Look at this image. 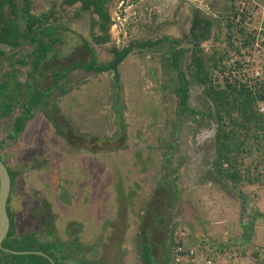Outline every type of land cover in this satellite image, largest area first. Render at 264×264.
<instances>
[{"label":"rangeland","instance_id":"obj_1","mask_svg":"<svg viewBox=\"0 0 264 264\" xmlns=\"http://www.w3.org/2000/svg\"><path fill=\"white\" fill-rule=\"evenodd\" d=\"M205 8L208 12L204 16L214 21V30L212 39L203 47L204 54L198 55L206 57L218 51L215 52L217 56L228 51L232 75L253 83L264 81V0H208ZM84 35L91 43L94 42L88 31ZM78 39L80 38L77 37V41ZM143 40L144 36L140 35L138 38L129 33L126 44ZM113 44L109 47H113ZM109 47L103 48L105 52L97 56L98 62L111 58ZM61 49L58 59L54 60L60 61L64 57L68 45H62ZM134 51L137 54L124 59L120 67L123 113L113 105L115 97L112 96L116 90L112 86L113 74L109 72L93 73L91 76L85 74L83 80L70 92L62 95V101L58 103L63 113L58 121L68 129V135H72L75 141L80 139L76 135H86L89 138L110 137L117 129L121 133L125 121L127 147L92 153L88 148L73 147L63 137L55 134L57 139L50 141L53 149L40 150L41 153L36 158L31 149L37 146L34 139L31 140L32 147L26 146L28 151H19L24 158L33 157L32 160H26L29 164L38 162L37 166L29 172V176L24 174L21 180L18 176L13 192L17 196L13 202V212L18 232L29 242L32 234L33 237L45 236L49 240L50 237L57 236L56 238L67 242L73 237L67 232V228H70L72 232L79 230L81 238H87L86 243L88 240L91 242L98 230L79 229L77 224L80 223L75 219L103 222L109 216L108 219L114 220L120 208L123 209L117 194L120 183L123 190L131 195L129 206L125 209L129 227L122 241L123 253L119 259L121 264H145L138 246V238L144 241L140 226H145L144 222L146 223L145 217L141 215L147 201L154 195L158 182L169 184V180L172 181L171 186L177 188L176 198L172 200L173 206L169 211L170 220H158L154 224L155 228L158 224H164L163 230H155L159 238L156 259L161 264L165 260L162 238L169 227L174 229V244L181 241L196 245L205 236L226 235L227 229L217 230L218 232L206 229V233L201 231L203 221L213 223L219 218L218 213L213 211L216 209L214 205L222 204L227 207L222 218L230 221L228 229L233 231L234 236H243L244 230L240 227L243 222L251 225L248 235L259 232V227L264 224V138L259 142L262 152L256 151L258 142L250 139L252 153H243L239 158L238 168L241 173H248L258 179L252 183H234L219 177L212 166L216 158L215 120L207 117L197 126L192 117L200 120V115L187 112L179 117V97L175 92L178 80H174L172 86L162 80V74L159 76L156 69L158 59L155 55L151 58L152 49L148 51L137 47ZM86 54L84 52L81 58L86 59ZM184 56L183 71L187 65H194V54L187 53ZM148 58L150 66L146 64ZM207 63L212 79L218 77V82L224 84L227 73L220 72L211 59ZM125 65H134L136 69L128 72L124 69ZM257 69L261 72L260 76H255ZM188 73L191 79L190 71ZM164 83L166 87H163ZM189 105L202 112H207L212 105L205 86L199 82L190 85ZM259 106L264 107V102H259ZM48 134L53 136L52 132ZM36 138L45 139L38 136ZM35 153L37 155L38 151ZM12 167V174L24 169L23 164ZM214 177L220 179L214 181ZM41 200H44V204H41ZM39 215H44L43 220ZM50 222L52 227L47 225ZM107 227L100 242L102 246L96 247L98 253L104 250L103 243H108L112 234V226L107 224ZM53 228L57 235L53 234ZM33 237L31 239H35ZM243 254L245 256V252Z\"/></svg>","mask_w":264,"mask_h":264},{"label":"trees","instance_id":"obj_2","mask_svg":"<svg viewBox=\"0 0 264 264\" xmlns=\"http://www.w3.org/2000/svg\"><path fill=\"white\" fill-rule=\"evenodd\" d=\"M81 2L80 11H89L92 15V28H98L99 33L92 31L93 40L95 43H106L110 41L111 35L109 33L112 25V16L110 9L112 7V0H62L61 6H72ZM94 15L97 17L95 18ZM60 16L57 15L56 3L52 8L44 13L35 14L32 12V0H0V61L6 53L4 45L14 48H21L26 42L33 45V50L27 55V58L33 57L32 68L38 69L42 63L46 62L50 52L55 51L54 57L57 58L60 53L56 50V45H64L66 39L63 34L64 26L59 21ZM202 23V24H201ZM202 26V36L207 38L210 33L212 21L209 19L195 20L193 28ZM193 29V30H194ZM81 37L75 31L68 28V32ZM166 38H161L155 41H141L130 42L123 47L114 46L111 51L113 57L110 61L105 63H97V61L90 57L89 60H77L75 63L66 64L63 67L58 65L53 68V82L56 89L62 88L65 92L66 84L61 83L69 74L76 68H84L85 70H94L96 73H103L106 71H113L112 86L116 90L112 97L113 105L117 107V102L122 99V85L121 74L119 72V65L133 50L134 47L147 48L152 47ZM88 53H93L92 48L88 45V41L83 38ZM264 45V41H262ZM18 49V50H19ZM19 50V51H20ZM16 54L12 55L13 57ZM12 58V57H11ZM229 52L226 51L221 55L215 56L197 55L195 57V64L193 69H190L192 78L185 79L184 73L181 72V65L179 57L174 58V67L179 70L178 85L175 92L179 97L178 100V116H183L186 112L193 115H200V120L192 117L193 121L198 124L205 118H213L217 123V130L215 134L216 140V158L212 162L214 171L217 172L221 178L229 179L234 183L247 181L254 182L257 177H251L248 173H241L239 166V158L242 154H251L253 145L250 139L258 142L256 148L257 152L261 151L259 142L264 138V111L260 110L259 102H264V81L260 83H253L248 79H241L232 75L233 68L229 66ZM214 61L220 72L225 74V83L218 82V77L212 79V73L208 69L207 60ZM13 62V58L10 63ZM27 60L22 58L13 63L24 64ZM7 79L0 83V118H4L11 114V112L20 104L22 114L16 118L14 123V135L17 137L24 131L27 120L33 115L35 106L45 103V98L52 95V88L49 90H42L38 87H32L33 90L26 93V100L23 103L22 94L23 83L17 81L16 76L12 73L7 75ZM15 82L14 86L12 83ZM193 82H199L205 86V92L209 99L212 100V105L209 106L207 112L196 110L189 105V91L190 85ZM12 86V87H11ZM31 88V86H29ZM25 94V93H24ZM124 119V118H123ZM57 123V122H56ZM124 131L121 133L115 132L110 137H98L86 135L77 136L79 140L75 141L72 135H68V129L60 122L57 123V132L64 136L68 142L76 147H82L86 142L94 152L100 151H116L127 147V124L123 122ZM77 142V143H76ZM175 170V169H173ZM12 184L15 179V173L10 172ZM219 177H214L213 180H219ZM169 184L159 181L157 187L154 189L152 195L147 201L145 210L141 217H145V226H140L142 230L141 238H138V246L140 248V255L145 264H161L156 258V248L159 243L158 235L155 230H163L164 224L155 228L154 224L158 220L169 221V211L173 206V199L176 198L177 188ZM225 187V185H222ZM118 199L120 206L123 208L119 210L117 217L114 220L106 219V224L114 227L112 234L109 237L108 243H103L104 253L98 257L96 247L102 245L100 240L98 244L88 245L80 241L79 230L72 232L67 228L69 236H74L70 241H62L52 236L48 238H41L39 235L29 236V241L24 240V236L17 231V222L15 215L9 209L10 230L6 239L3 241V248H0V264H69L74 259H78L77 264H121L119 256L123 253L122 241L128 229V218L126 208L129 206V199L131 193H126L121 184L117 186ZM44 204V200H41ZM9 208V207H8ZM51 214V213H50ZM48 214V216L50 215ZM43 220L44 215H39ZM53 217V216H52ZM54 221V220H53ZM54 223V222H53ZM75 223V222H74ZM50 224V225H49ZM77 224V223H75ZM74 224V225H75ZM52 227L51 222L47 223ZM166 227L168 226L165 224ZM244 229V238H248L250 225L245 222L242 223ZM79 225L77 224V227ZM168 228V227H167ZM106 229L104 225L103 231ZM53 234L57 232L53 228ZM161 236V235H160ZM174 229L169 227L162 238V245L164 246V263L170 264L171 253L173 247ZM39 239V240H38ZM12 251H17L14 253ZM25 251H29L26 252ZM36 251H41L37 253ZM24 252V253H19ZM159 254V253H158ZM168 257V258H167Z\"/></svg>","mask_w":264,"mask_h":264},{"label":"crops","instance_id":"obj_3","mask_svg":"<svg viewBox=\"0 0 264 264\" xmlns=\"http://www.w3.org/2000/svg\"><path fill=\"white\" fill-rule=\"evenodd\" d=\"M120 1L121 0H112L113 3L110 9L111 15H113L114 13L113 6L115 7V5L118 4ZM130 1L135 4V7L139 15L138 17L139 20L136 23L130 25L128 33L138 38L140 37V35L144 36L143 41L146 40L155 41L161 38H166L165 40L160 41V43L152 47L138 48V49H143V50L145 49L148 51L150 49L153 50L151 53V58H154L153 56L155 55L156 59H158V66L156 69L159 71V76H161L162 74V80L166 82L168 85L172 86V82L174 80H178V76H179V70L174 67L175 56L179 57V60H181L180 70L181 72L184 73L185 79L189 80L188 71H190L189 69L192 70L193 66L192 64L191 66L187 65L186 66L187 68L185 69L186 72L183 71L182 65L183 64L185 65V63H183V59L185 57L184 54L185 55L187 53L194 54V57L192 59H195V57L199 53L204 54L203 47L206 46L208 41L212 39V34L214 30V25H213L214 21L211 18L204 16L208 12L207 9L205 8L208 4V0H143V1L130 0ZM230 1L231 0H229V2ZM56 2L57 0L56 1L32 0V12L35 14L47 12ZM232 4L234 3L232 2ZM80 7H81L80 2L70 7H66V6L60 7L59 16L63 17L62 20L65 19L67 20L66 23L68 24L69 29H71V31L72 30L75 31L76 33L81 35L82 39L83 38L86 39V36L84 35L85 31L86 32L88 31L92 35V31L98 34L99 30L98 28H94V29L92 28L91 13L89 11L87 12L80 11ZM233 7L234 5H232V8ZM94 17L96 18L97 16L94 15ZM197 17L198 19L207 18L212 21L211 30L207 38L202 36V31H203L202 26L196 27L195 29L193 28ZM82 39L80 38L77 41V36L71 33V36L68 37L66 40L68 45V50L65 52L64 57L60 58L59 59L60 61H56L53 58L55 51L50 52L49 56L46 59V62L42 63L40 67L36 70H34L31 65L34 58L33 57L27 58L28 53L33 50L32 44L26 42L24 46L21 48V50L19 48L11 49V47L4 45V49L6 53L4 54V56L0 61V83L8 78L7 75L9 73L11 74L13 73L16 76L17 81L23 83V92L25 93V94L23 93L21 96L23 103L27 98L26 93L33 90L32 87H38L41 88L42 90H49L50 88H52L53 90L52 95L47 96L45 98V103L35 106L33 110V115L27 120L24 131L17 137L16 140L13 138L14 123L16 121V118L22 114V109L20 107V104L16 106V108L11 112L10 115L4 118H0V158L7 164L9 168V172H11L10 168L12 166H13L12 168H16L20 164L21 165L23 164L24 166L23 171L19 173L15 172V179L12 184L10 196L8 198L7 210L9 211L10 209V211L13 214H14L13 202L16 201L17 199V196L13 194L15 180L18 178V176L20 178L19 180H21L22 175L24 174H26V176H29L30 175L29 172L32 171L34 167L37 166L38 163V162H34L29 164L28 160L30 158L32 160L33 157H30L29 159L28 157L24 158L23 157L24 155H22L19 150L28 151L26 146L32 147L31 140L34 139L37 148H32L31 151L33 152V155L35 154L36 158H38V155L46 148L49 150L53 149V145H50V141L53 139H57L55 134L63 137L68 142V140L64 136L60 135L56 129V125L59 122L58 118L61 116L63 117V115H61L63 113L60 110L59 108L60 106L58 103L62 101L61 99L62 95H65L68 92H70L72 88H75V86L78 85V82L80 83L83 80L82 77L85 76V74L91 76L93 75V73H96L94 70L87 71L81 67L76 68L63 81V84H66L63 86L65 87L64 88L65 92L63 93L62 88L56 89L55 87H53L54 86V82L52 78L53 68L57 65L63 67L66 64L75 63L77 60L88 61L90 57L94 58L97 61L98 58L97 56L102 52H105V49L103 48H107L110 45V43H95V42L91 43L88 39H86V41H88V45L92 48L93 51V53H88L84 45V42L83 41L81 42ZM91 39H93V36ZM57 46H56L57 48L56 50L58 52L61 51L62 50L61 46L60 45L59 47ZM112 48L113 47L108 48L111 54H112L111 51ZM134 49H137V47H134L133 50L128 54V56H132L134 53L137 54L136 53L137 51H134ZM61 52L59 53L61 54ZM84 52L87 53L86 59L84 57L81 58L84 55ZM215 52L217 53L218 51L212 52L211 55L215 54ZM14 54L16 55L13 57L12 55ZM11 57L13 58V62L22 58L26 59L27 62L24 64L13 63V62L10 63L12 60ZM112 57L113 54L111 55L110 59L105 60L103 62L97 61V63L108 62L112 59ZM149 58L147 61L148 63H146L147 65L151 64L149 63L150 60ZM193 63L195 64V60ZM121 64L119 65L120 74L122 73V68L120 69ZM124 69L128 70L129 72L135 70L136 67L134 65L133 67H130L129 65H125ZM107 72L113 74L112 78L114 77L115 73L113 71L110 70L103 73H107ZM96 74H101V73H96ZM14 84L15 82L12 83V86H14ZM162 85L163 87L167 86L165 83ZM29 86H31V88ZM117 103H118L117 108L120 109L123 113V108H124L123 95L121 101ZM123 131L124 128L122 132ZM49 132L53 133L52 137H50V135L48 134ZM116 132H118V129L116 130ZM30 133H34V134L29 135ZM44 134L45 136H43ZM36 136L44 137L45 139L42 140L41 138H39L38 140ZM68 144L70 143L68 142ZM86 144L87 143L85 142L82 147H79V149L88 148L89 144L87 146ZM72 146L78 148L74 145ZM88 149L92 153H99L92 151L90 148ZM35 151H38L37 155ZM214 206L216 209H213V211H216L215 213H218L219 218L217 219V221L215 219L213 223L209 222L208 220L203 221L201 223V231L202 233L203 231L206 233L207 231L206 229H213L215 231L217 230L219 231L221 229L223 230L227 229L226 230L227 233L225 232L226 235L224 237H220V236L213 237V235H211V237L205 236L203 237V239L200 238L201 241L198 244L206 240L217 248L216 251L218 252H215L213 253L214 255H212L214 259L219 261L217 262V264H234L233 258H230V253H232V251L235 248L238 249L237 252L239 255L235 264H264V259H262L261 256V251L264 249V224H262L259 227V232L257 231L255 233L253 232L250 233L247 239L244 238V234L243 236L239 234H237V236H234L233 231L228 229L230 228L229 227L230 221L228 219L222 218V216L225 215L223 213L226 212L227 207L226 206L223 207L222 204H218L217 206L216 205ZM229 213H231V211H229ZM261 216L263 217V215ZM108 217L109 216L104 218L103 222L99 220L96 222H90L85 219L84 220L75 219V221H78L80 223V225L78 226L79 229L82 228L84 229V231H88L91 229L98 230L95 239L93 241L89 242L88 240L87 241L88 243H86L85 239L87 238H81V234L79 235L80 241L85 242L86 244L91 246L94 244H98L99 243L98 241L102 240L103 232L108 230L107 224L105 223ZM104 225L106 226V229L103 231ZM240 227H243V225L240 224ZM112 230H114L113 226H112ZM43 238H45V236H43ZM72 238H74V236ZM186 245L195 246L194 244L192 245L186 244ZM243 252H245V256ZM103 253L104 250H102V252L100 251V253H98V257L103 255ZM73 263L74 264L78 263L77 257L76 259H74ZM69 264H72V261H70Z\"/></svg>","mask_w":264,"mask_h":264},{"label":"built area","instance_id":"obj_4","mask_svg":"<svg viewBox=\"0 0 264 264\" xmlns=\"http://www.w3.org/2000/svg\"><path fill=\"white\" fill-rule=\"evenodd\" d=\"M143 1V0H140ZM112 16V25L110 27L113 34V40L117 47H123L126 44L128 37V30L130 25L136 23L139 15L135 4L130 0H121L115 5L114 13ZM264 38V37H263ZM260 70L255 71V76H260ZM264 111V107H260ZM217 248L204 240L195 246H187L185 243L179 241L172 247L170 264H217L216 259L212 255ZM238 249L235 248L230 253V258H233V263L238 259ZM262 259H264V249L261 251Z\"/></svg>","mask_w":264,"mask_h":264},{"label":"water","instance_id":"obj_5","mask_svg":"<svg viewBox=\"0 0 264 264\" xmlns=\"http://www.w3.org/2000/svg\"><path fill=\"white\" fill-rule=\"evenodd\" d=\"M197 6V5H196ZM12 179L7 164L0 158V248H3V241L6 239L10 230V218L8 215L7 205L11 193ZM7 250V249H5ZM17 253V251H12ZM29 252V251H25ZM41 253L40 251H36ZM24 253V252H19Z\"/></svg>","mask_w":264,"mask_h":264},{"label":"flooded vegetation","instance_id":"obj_6","mask_svg":"<svg viewBox=\"0 0 264 264\" xmlns=\"http://www.w3.org/2000/svg\"><path fill=\"white\" fill-rule=\"evenodd\" d=\"M61 2H62V0H57V2H56V6H57V15H59V10H60V7H63V6H61ZM81 3V2H80ZM66 7H70V6H66ZM52 8V7H51ZM50 8V9H51ZM49 9V10H50ZM48 10V11H49ZM87 12V11H86ZM65 17V16H64ZM62 16H60V19H59V21H61L62 23H63V25H65L64 26V29H63V34H64V37H65V39L67 40V38L68 37H70L71 36V33H70V31L68 32V28H69V26H68V24L66 23L67 22V20L65 19V20H62ZM109 33H110V35H111V38H110V41H108V42H106V43H110V45L112 44V43H114L113 44V47L114 46H116L115 45V42H114V40H113V34L111 33V30H109ZM65 47L67 46V41L65 42ZM57 46V45H56ZM64 47V46H63ZM73 72V71H72ZM208 111V110H207ZM187 113V112H186ZM215 120V119H214ZM201 123H203V121L201 120L198 124H197V126L198 125H200ZM217 124V123H216ZM216 130H217V126H216ZM215 134H216V132H215Z\"/></svg>","mask_w":264,"mask_h":264}]
</instances>
